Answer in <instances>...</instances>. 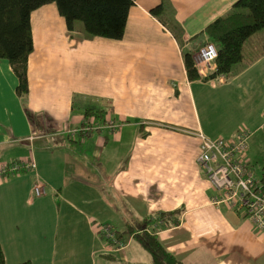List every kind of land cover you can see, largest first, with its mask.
<instances>
[{
    "label": "crops",
    "instance_id": "crops-1",
    "mask_svg": "<svg viewBox=\"0 0 264 264\" xmlns=\"http://www.w3.org/2000/svg\"><path fill=\"white\" fill-rule=\"evenodd\" d=\"M236 1L138 0L119 41L87 37L81 25L69 31L55 4L33 12L26 102L0 59V163L37 164L0 177L7 264L151 263L129 233L147 218L158 219L161 243L184 264H264V239L236 209L211 203L215 191L196 162L199 133L234 139L254 121L247 156L264 163V37L247 46L251 63L233 80H191L185 66L204 43L199 34ZM164 2L165 18L153 15ZM160 19L177 22L183 40ZM257 42L263 51L251 53ZM221 107L241 114L238 126L224 123ZM87 108L106 115L86 137L66 134L85 124ZM37 182L47 191L40 197ZM179 209L177 224L159 218ZM104 224L124 234L125 249L101 236Z\"/></svg>",
    "mask_w": 264,
    "mask_h": 264
},
{
    "label": "trees",
    "instance_id": "trees-1",
    "mask_svg": "<svg viewBox=\"0 0 264 264\" xmlns=\"http://www.w3.org/2000/svg\"><path fill=\"white\" fill-rule=\"evenodd\" d=\"M137 1L138 0H0V59H5L11 64L19 81L17 90L23 97L24 102H26L25 99L29 92V59L34 50L31 21L33 12L46 5L55 4L60 15L65 19L69 31L74 32L77 29V21H81L84 33L87 37H100L119 41L122 40L125 35L130 10ZM166 10H168V7L164 2L152 9L151 12L156 17H159L161 13L165 14V12H167ZM166 23L163 22L175 38L179 41L183 40L184 31L177 22L170 20ZM262 30L264 31V0H237L233 12L227 16L217 18L205 27L199 34V36H204V43L202 46L208 43L214 44L218 50V57L214 62L216 70L206 75L204 80H213L221 76L230 77L234 75L232 73L235 67H239L236 73L245 70L251 63L244 49L246 42L254 34ZM201 47L198 49H191L185 54V66L191 80L201 78V74L198 72L195 63L196 53ZM105 115V111L92 108H87L85 111V117L87 120L89 119V123H94L95 120L103 119ZM239 131L240 130H238L237 133ZM199 134L213 141L223 140L229 143L233 140L232 137L213 139L203 133ZM248 159L246 149L244 153L234 155L231 158V162L238 163L243 160L248 170L253 172ZM202 171L205 175V171L203 169ZM260 177L264 178V171ZM205 178L207 179L206 175ZM218 195L219 193L215 191V194L211 198V203L213 198ZM220 206L225 205L221 204L218 207ZM182 212L183 209H179L172 212L171 215H168L170 213L159 215V218L167 223L177 224L176 216H180ZM157 220V218H147L138 224V226L130 225V230L131 233L134 234L133 237L135 240H137L152 256L151 263L136 264H184L161 243L158 232L154 229V224ZM117 235L120 240H123V233L117 232ZM101 236L105 239L102 233ZM0 264H7L1 245ZM16 264L32 263L26 261Z\"/></svg>",
    "mask_w": 264,
    "mask_h": 264
},
{
    "label": "built area",
    "instance_id": "built-area-1",
    "mask_svg": "<svg viewBox=\"0 0 264 264\" xmlns=\"http://www.w3.org/2000/svg\"><path fill=\"white\" fill-rule=\"evenodd\" d=\"M217 57L218 50L214 44L202 46L195 56L198 72L203 76L208 75ZM93 125L88 119L81 127L71 129L66 134L86 137L93 131ZM236 136L231 142L226 143L223 140L213 141L199 134L201 146L197 164L205 171L213 189L219 193L213 198L212 204L216 206L224 204L240 213L243 212L258 233L264 237V178L250 172L243 160L238 163L231 162L234 155L244 153L247 149L250 132L240 130ZM36 167L35 162L0 163V177L7 178L12 174L34 170ZM34 192L37 197L47 193L41 182L34 185ZM100 232L111 246L118 249L127 246L126 241L118 238L117 231L112 226L101 225Z\"/></svg>",
    "mask_w": 264,
    "mask_h": 264
},
{
    "label": "rangeland",
    "instance_id": "rangeland-1",
    "mask_svg": "<svg viewBox=\"0 0 264 264\" xmlns=\"http://www.w3.org/2000/svg\"><path fill=\"white\" fill-rule=\"evenodd\" d=\"M160 16L162 17V18H165V16H166V14H164V13H161L160 14ZM77 25H81L82 27H83V24H82V22L81 21H77ZM263 31V30H262ZM262 31H259V33H256V34H254L251 38H249L248 40H247V42H246V46H245V52L248 54V51H247V46L249 45L251 48H252V44H250L251 42H254L255 40H256V38L258 37V38H261L262 39V37H264V33L262 34ZM202 38H200V39H198L197 41H195V46H197V45H199L201 42H202ZM256 45V51H251V53H260V52H262L263 51V48L261 49V45L259 44V42H257L256 44L254 43V46ZM251 48H250V50H251ZM245 54V53H244ZM239 68V67H238ZM237 67H235L234 69H233V73L232 74H234V75H231V80H233L234 78H235V73L237 72V69H238ZM216 70V67H215V65H212V70H210V72L208 73V75L209 74H211L213 71H215ZM239 73H241V71L239 72ZM239 73H236V74H239ZM219 87H222L221 85H218V87L217 88H219ZM212 88V87H211ZM213 89V88H212ZM235 89H236V87H235ZM235 89H232L231 90V92H230V94H232V95H234V94H236L235 93ZM218 92H213V90L211 91V94H217ZM220 110L221 111H223L222 112V116H223V118L225 119V121H224V123H226V122H228L229 124L231 123L233 126H238V124H239V122H241V120H242V117H241V114H236V115H234V113H232V111H230L227 107H221L220 108ZM262 122H264V120L262 121ZM254 127V121H250V122H247V124H241V125H239L238 126V130H241V129H243V130H246V131H248L249 132V130L250 131H252V128ZM263 132H264V129L262 130ZM224 137L226 138V136L224 135ZM249 144V143H248ZM249 160V162H250V165L252 166V170H253V172H255V174L257 175V176H261L262 175V172L264 171V163H255V162H253L251 159H248ZM239 216L240 217H242V220H244V219H248L247 217H245L244 216V214H243V212L241 213V214H239ZM235 218H237L236 216H235ZM249 220V219H248ZM238 223H242V222H238ZM253 225V224H252ZM255 228V227H254ZM253 232H254V234H255V236L257 237V238H259V239H264V238H262V236L260 235V233H258V231L256 230H253ZM129 233L130 234H132L131 233V231H129ZM110 244V243H109ZM111 245V244H110ZM114 248V247H113ZM20 263V262H19ZM111 264H113V263H111Z\"/></svg>",
    "mask_w": 264,
    "mask_h": 264
}]
</instances>
